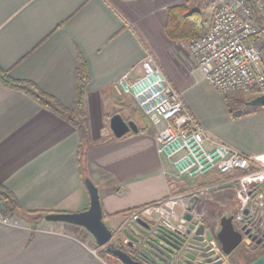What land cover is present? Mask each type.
I'll list each match as a JSON object with an SVG mask.
<instances>
[{"label":"crops","instance_id":"0c3cea01","mask_svg":"<svg viewBox=\"0 0 264 264\" xmlns=\"http://www.w3.org/2000/svg\"><path fill=\"white\" fill-rule=\"evenodd\" d=\"M179 5L211 18V0H0V69L9 77L34 83L68 108L80 59L88 75L85 177L78 165L76 130L0 82V185L21 210L81 212L89 204L83 184L89 178L98 189L104 223L115 231L133 213L176 192L168 166L157 153L154 130L147 127L116 139L109 128L115 114L135 122L136 108L116 82L123 74L130 79L141 76L146 53L181 92L207 147L221 143L247 155L264 154V110L231 119L185 43L166 37L167 9ZM235 202L231 190L198 201V223L217 232L216 210L231 212ZM127 210L132 211L124 214ZM16 218V226L0 222V264H112L98 256L93 242L89 245L72 234L84 231L81 228L42 221L32 231L29 218ZM244 243L249 246L250 240ZM230 257L224 258L226 264Z\"/></svg>","mask_w":264,"mask_h":264},{"label":"built area","instance_id":"2783aa9c","mask_svg":"<svg viewBox=\"0 0 264 264\" xmlns=\"http://www.w3.org/2000/svg\"><path fill=\"white\" fill-rule=\"evenodd\" d=\"M247 2L261 25L251 20ZM185 46L196 69L216 94L238 92L252 95V99L264 95V0H211L205 33ZM141 69L138 78L123 74L116 85L154 130L157 153L168 166V176L185 187L184 193L170 195L131 217L153 209L179 219L192 203L212 200L225 190L235 193V215L245 208L263 212L264 190L260 197L257 194L264 189V154L247 155L221 143L207 147L205 133L186 108L181 92L166 81L151 54H145ZM206 178L210 181L199 185ZM171 205L179 210L178 216ZM193 218L199 220L195 210ZM0 222L18 224L1 214Z\"/></svg>","mask_w":264,"mask_h":264},{"label":"water","instance_id":"95a60500","mask_svg":"<svg viewBox=\"0 0 264 264\" xmlns=\"http://www.w3.org/2000/svg\"><path fill=\"white\" fill-rule=\"evenodd\" d=\"M244 106L264 108V95L249 100ZM109 128L116 139L130 132H138L135 122L125 121L119 114L110 117ZM84 186L89 196V204L85 210L75 213H50L43 216L42 221L83 229L92 236L97 248H105L121 264H226L224 258L229 257L242 243L243 237L251 242L258 239L257 245L262 241L259 238L260 233L255 234L259 231L256 227L261 223L262 213H257V210L250 211L248 208L239 215L221 217L217 232L199 224L188 213L176 219L153 209L141 211L114 232L104 223L97 187L89 178L84 179ZM172 209L174 214L179 213L175 206ZM236 225L242 226L237 229ZM113 239L133 251L136 260L127 251L114 247L111 243ZM250 264H264V254Z\"/></svg>","mask_w":264,"mask_h":264},{"label":"trees","instance_id":"16d2710c","mask_svg":"<svg viewBox=\"0 0 264 264\" xmlns=\"http://www.w3.org/2000/svg\"><path fill=\"white\" fill-rule=\"evenodd\" d=\"M247 5L251 9V20L255 24L261 25V21L257 18L256 12L251 7V4L247 2ZM206 24L207 20L200 10H191L187 5H179L167 9L164 31L166 37L171 41L188 42L201 37L206 31ZM0 82L11 90L20 91L21 93H24L25 95L31 97L45 109L51 111L57 117L66 121L76 130L80 142V145L78 147V165L80 166V170H82L81 173H84L86 166L84 157L90 145L88 117L84 105L85 91L88 83V75L86 71V64L84 63V61L80 59L78 62L75 78L74 99L72 106L68 108L62 106L54 97L41 91L34 83L26 80L12 79L6 72L2 71L1 69ZM225 100L227 104L226 107L228 115L231 119L246 116L253 112V108H245L242 112L235 114L230 108L226 96ZM246 102L242 104H245ZM141 117L144 118L142 115ZM137 123L138 122L135 121V124L138 128L137 133H143L147 129V127H149L148 123L147 127L143 125L141 126L139 124L137 125ZM132 134L133 133L130 132L125 136H129ZM0 208L5 211V215H1L2 218H5V216L9 218L13 216L16 218V216H18L19 214L23 217L27 216V218L30 219V226L32 231H35L39 228L42 223L43 216L50 213H55L38 210L24 212L19 207L15 197L1 185ZM131 211L132 210H127L124 212V214L130 213ZM93 247L101 259H105L106 256H109L115 259L118 264H121V262L117 258L111 256L105 248H97L94 245Z\"/></svg>","mask_w":264,"mask_h":264},{"label":"rangeland","instance_id":"374dc122","mask_svg":"<svg viewBox=\"0 0 264 264\" xmlns=\"http://www.w3.org/2000/svg\"><path fill=\"white\" fill-rule=\"evenodd\" d=\"M190 9V8H189ZM191 10H197V9H191ZM204 17H205V15H204ZM207 17H208V15H207ZM210 17V16H209ZM205 18V19H207V24H206V26L208 25V23H209V19L210 18ZM185 44H187V42H184ZM218 96V100H220V103L222 102V104H223V106H224V110L225 109H227V107H226V100H225V96H221V95H217ZM226 98L228 99V104H229V106H230V108L232 109V111L235 113V114H237V113H240V112H242L246 107L244 106V104H242V103H244V102H246V101H248V100H251L252 99V95H249V94H242V93H238V92H233V93H230V94H228L227 96H226ZM223 100H224V102H223ZM130 101V100H129ZM131 103H133L132 101H130ZM134 105V106H133ZM133 107H135L136 108V111H135V115H134V117H133V119L136 121V122H138L137 124H139V125H143V126H145V127H147L148 125H147V121H146V119L145 118H142L141 117V114L138 112V110H137V107L135 106V104L133 103ZM130 106V105H129ZM214 110L216 109V108H213ZM261 109H263L264 110V108H253V110H261ZM228 112V111H227ZM226 125H224V127H225ZM223 127V128H224ZM172 184H174L175 185V191L176 192H173V193H171V195L173 196V195H177V194H182V193H184V187H185V185H183V184H180V183H178L175 179H172ZM179 189V190H178ZM263 190L264 189H261V190H258V194H257V196L258 197H260L261 196V194H262V192H263ZM236 203L237 202H235L234 203V205H233V207L232 208H234L232 211H231V213L232 214H234L236 211ZM193 205L195 204L196 205V203H192ZM262 208L264 209V199H263V201H262ZM224 212H226V211H222L221 209L219 210H216V222L218 223V221H219V219L221 218V217H223V216H228L229 215V213H228V211H227V213H224ZM0 214L2 215V216H4L5 215V211L3 210V209H1L0 208ZM219 215H222L221 217H219ZM25 217H27V216H25ZM5 218H9V217H6L5 216ZM12 220H17L15 217H11V218H9V221H12ZM54 224H57V223H54ZM58 226V225H57ZM72 234H74V235H76L77 237H79V238H81V239H83L84 241H86V243L87 244H91L92 242L94 243V240H93V238H92V236H90L86 231H82V232H76V231H74V232H72ZM116 239H113L112 241H111V243H114V241H115ZM244 244L245 243H243V244H240L232 253H231V257H230V259H228V264H249L251 261H253L256 257H258V256H260V255H262V254H264V249H258V250H256V251H253V248L255 247V246H253V245H250L248 248L247 247H244ZM94 246H95V244H93ZM246 245V244H245ZM93 247V246H92ZM93 249H94V247H93ZM105 258H107V259H109L111 262L110 263H112V264H118L117 262H116V260L115 259H113V258H111V257H109V256H106Z\"/></svg>","mask_w":264,"mask_h":264},{"label":"flooded vegetation","instance_id":"af4514ba","mask_svg":"<svg viewBox=\"0 0 264 264\" xmlns=\"http://www.w3.org/2000/svg\"><path fill=\"white\" fill-rule=\"evenodd\" d=\"M186 210H184V213L186 214V213H188L189 215H191L192 217H193V213H194V210H195V208H194V206H188L187 208H185ZM258 212L257 213H262V219H261V223L260 224H258L257 225V227H256V229H259V231L258 232H256L255 234H259V238H262V241H261V243L259 244V245H257L256 244V241L258 240V239H256V241H254V242H251V240H250V244H249V246L250 245H253V246H255L254 248H253V250H258V249H264V246H262V244L264 243V211L262 212L261 210H257ZM139 214V213H138ZM124 225H121V227H123ZM242 225H236V227H237V229L238 228H240ZM120 226H119V228H117V229H120L121 228ZM117 229L115 230L116 232H117ZM253 230H254V228H253ZM114 231V232H115ZM246 237H243V241H242V243L241 244H243L244 243V239H245ZM113 244V246L114 247H117V248H121V249H123V250H125V251H127L129 254H130V256L134 259V260H136V254L135 253H133V251H131L130 249H127V247H125L122 243H118L116 240L114 241V243H112ZM248 245H245L244 244V247H249ZM230 257V256H229ZM229 257H227V258H229Z\"/></svg>","mask_w":264,"mask_h":264}]
</instances>
